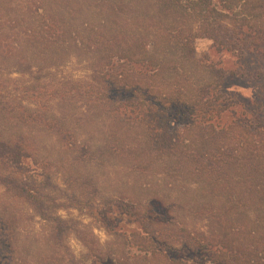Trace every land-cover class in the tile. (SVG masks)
Returning <instances> with one entry per match:
<instances>
[{"label": "trees", "instance_id": "1", "mask_svg": "<svg viewBox=\"0 0 264 264\" xmlns=\"http://www.w3.org/2000/svg\"><path fill=\"white\" fill-rule=\"evenodd\" d=\"M199 39L215 54L258 52L264 0H0V65L33 79L16 98L6 84L18 81L0 78V186L48 225L29 260L19 211L0 200V264H83L61 251L78 221L60 209L94 213L112 233L100 252L77 232L98 264H264V105L196 58ZM71 57L87 61L86 81L47 88L44 72ZM97 122L109 125L98 141L78 132ZM36 131L54 138L60 161L40 156ZM132 131L142 148L121 144ZM110 159L161 183L133 186L143 198L102 195L90 167Z\"/></svg>", "mask_w": 264, "mask_h": 264}, {"label": "rangeland", "instance_id": "2", "mask_svg": "<svg viewBox=\"0 0 264 264\" xmlns=\"http://www.w3.org/2000/svg\"><path fill=\"white\" fill-rule=\"evenodd\" d=\"M198 41H208L207 39H199L195 43V56L197 59L203 61L217 62L218 66L223 68L227 72H233L236 77L228 81V88L234 89L239 92L242 97H249L253 99L252 102L259 101L264 105V48L258 52H249L248 54H243L241 57H233L226 54H215L210 48V44L207 45L206 50L197 51ZM74 58V57H71ZM70 58V59H71ZM68 61L57 68H51L42 77V82L47 88H56L59 84L75 83L79 81H86V78H75L71 72H69ZM77 64L84 62V60L76 59ZM89 68V65H87ZM10 65H0V78L2 80L15 79L17 80V89H14L9 83L6 84L8 92L12 93L14 97H20L22 94V85L25 87L33 84V79L30 75H19L12 74L10 71ZM7 93V92H6ZM251 107V106H250ZM254 107H256L254 105ZM264 111V107L262 109ZM81 111H74L72 113L74 116H78ZM83 112V111H82ZM81 112V113H82ZM0 127H8V124L0 123ZM109 125L103 122L93 123L90 126H83L78 129V132L82 137L90 139L95 142L101 138L103 131H106ZM35 142L38 152L42 158L47 160H58V147L55 144L54 138L47 135L44 132L36 131ZM87 135V136H83ZM128 135V136H127ZM119 137L122 141V145L126 147L137 146L140 147L141 139L138 133L135 131L128 133H119ZM135 149V148H134ZM141 151V149H138ZM57 158V159H56ZM53 160V162L55 161ZM89 172L95 182H97L98 190L102 195L117 196L126 193L129 196H137L138 198H143L144 194L134 193L133 186L139 185L141 182L152 181L157 182V185L161 183V176H157L154 172L150 171L143 175L142 173H134L129 170V168L122 164L121 161L117 159H110L103 164H93ZM142 174V175H141ZM52 181L60 189H65L64 178L66 177L64 173L58 168L52 171ZM139 182V183H138ZM0 200L10 201L13 207L19 211L20 224H19V239L20 248L23 251L22 254L28 256L29 260L35 255V253L42 247L44 243V237L48 231V225L43 222L39 217H37L27 205L20 201H12L4 194V189L0 186ZM63 202V200H60ZM68 218H73L71 210L73 209H63ZM82 214V213H81ZM186 214V213H185ZM75 219V218H73ZM186 222V218L184 220ZM189 221V220H187ZM203 223H198L196 227H203ZM113 244V242H112Z\"/></svg>", "mask_w": 264, "mask_h": 264}, {"label": "clouds", "instance_id": "3", "mask_svg": "<svg viewBox=\"0 0 264 264\" xmlns=\"http://www.w3.org/2000/svg\"><path fill=\"white\" fill-rule=\"evenodd\" d=\"M211 41H198L197 51L206 50L207 45ZM69 72L73 74L75 78H86L90 74V69L87 67V61L77 64L75 58H71L69 61L68 69ZM62 219H67V215L63 209H60L56 213ZM72 217L75 218L77 223L76 231H68L62 238V249L67 251L73 259L80 261L83 258V264H98L97 256L90 253L89 246L82 240L77 232H87L89 237L95 241V248L100 251H106L114 240L112 233L95 218V214L88 215L87 213L81 214L77 210H71ZM128 254L130 257L142 256L144 255L136 247H130L128 249Z\"/></svg>", "mask_w": 264, "mask_h": 264}]
</instances>
